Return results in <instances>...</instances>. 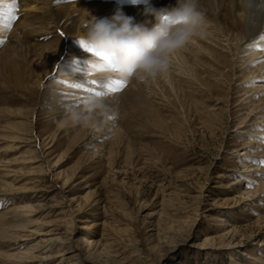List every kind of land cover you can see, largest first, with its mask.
<instances>
[{
	"label": "rangeland",
	"instance_id": "1",
	"mask_svg": "<svg viewBox=\"0 0 264 264\" xmlns=\"http://www.w3.org/2000/svg\"><path fill=\"white\" fill-rule=\"evenodd\" d=\"M59 1H53L49 10L42 13L49 17L46 20H40L35 10H27L25 14L33 24L25 33H17L37 49L22 57L14 56L13 64L32 77L27 88L22 80L8 76L9 66L0 64V114L4 112L0 116V159H41L39 164L17 163L8 172L0 168V180L11 184L8 195L0 197V232L9 225L6 222L12 219L13 209L20 208L25 215L24 225L16 232L19 248L10 250L0 241V252L31 249L40 243L43 229L51 227L50 221L60 219L59 223L65 222L63 230L70 232L77 240L75 246L82 249L75 248L82 264H94L92 260L97 259L95 263L109 264L106 256L115 254L116 247L121 248L113 257L115 264H264V165L253 162L260 159L246 165L236 154L244 148L256 152L264 149L259 147L264 143L261 138L240 132L246 126H239L247 125L242 122L245 114L255 104L264 102V93L255 94L258 101L243 105L239 111V105H232L241 97L243 88L254 86L236 85L245 73L237 72L239 76L231 81L222 76L220 85L214 81V73L207 76L202 70L199 79L191 78L187 71L178 69L177 56L171 53L169 74L175 81L174 89L170 90L164 75L145 84L136 79L143 86L136 87L134 100L121 109L125 116L120 133L115 136L105 132L88 145L84 123L65 132L57 125L67 117L49 125L43 114L34 111L47 88V80L57 76L54 67L36 87L37 76L53 58L39 47L52 41L62 42V56L67 43L83 50L76 39L82 36L77 30L85 29V21L69 22L61 17L56 20L62 13ZM38 5L43 6L41 2ZM204 13L205 18L215 19L234 34L240 30L225 3L216 9L215 16ZM16 16L13 22L20 19ZM62 25L72 31L73 42H68ZM213 26L210 28L215 29ZM217 30V37L221 38L223 33ZM6 40L0 39L1 48L6 47ZM180 52L187 65L196 68L195 55L184 48ZM230 59L226 54L220 63L224 75L229 73L223 68L229 69ZM227 80L233 90L226 99ZM18 120L23 123L19 136L31 140L20 149L14 148L18 144L14 145L10 141L14 138L7 136L8 122ZM107 122L108 119L103 121ZM244 165L258 170L243 173ZM17 169L42 174L37 188L44 184L52 190L42 194L34 191L36 183L17 174ZM236 177L243 182L232 185ZM63 185L68 191H62ZM71 198L81 200V207L75 206ZM62 206L64 217L58 214V207ZM81 236L87 242L98 243L93 246L101 252L99 258L94 259L85 250L87 242L80 240ZM0 264L12 262L3 260Z\"/></svg>",
	"mask_w": 264,
	"mask_h": 264
},
{
	"label": "bare ground",
	"instance_id": "2",
	"mask_svg": "<svg viewBox=\"0 0 264 264\" xmlns=\"http://www.w3.org/2000/svg\"><path fill=\"white\" fill-rule=\"evenodd\" d=\"M36 1L37 0H16L15 15L18 14L20 16V19L15 22H12L10 28H0V37H4L5 40L6 37L9 38L8 40H6V47H0V64L9 66L10 73H8V76L11 77L12 80H22L24 87L26 88L28 83L31 82L32 77L28 78L25 72L18 68V64H13L15 60L14 56L17 55L18 57H22L31 53V51H35L37 49L34 45L24 40V37L22 38L21 36H18L17 33H25L27 31V28L33 24V20H30L27 16L28 14H25L28 12L27 10H35L37 12L36 16H38L39 19H49V17H44L46 15L42 13L48 11L51 6V3L55 0H39L37 3ZM40 2L41 4H43V6L38 5L40 4ZM59 2H62L60 3L62 13L60 16L55 17L56 20L57 18L59 19V17H61L64 18L66 21L76 23H84L83 21H86V19L89 18L88 13L91 16H95L97 18L111 17L115 13L117 8L121 9L125 15L133 17L135 23H144L146 20H152L151 16L145 14L144 9L147 5L150 4L153 7L160 8L170 4H175V0H137V3L135 4H133L131 0H114L105 2L100 0H60ZM9 3H11V0H3V6L5 8ZM224 3L228 5L229 12L232 11L233 13V15L231 14V18L234 24L238 23L240 25V30L238 31V33L234 34L228 28L222 27V25H220L218 21L213 18H206L207 27L205 29V36L202 38L194 37L184 47L172 52V55L173 57L177 56V63L180 66V68L178 69L181 72L187 71L188 75H191V78L196 79H199L201 76L199 72L200 70L207 74V76H212V73H214L213 79L217 83V85L221 84L222 81L220 77L222 76H226L225 78L229 77L228 79H230L231 81V79L237 78V76H239L236 74L237 72L241 74L245 73V75L241 77V81L237 82L236 85L245 87V85L253 84L254 86L248 89L246 87L243 88L242 94L239 95L242 98L240 97L241 99L239 98L237 102L235 100L230 102L231 105L235 101V104L232 106L239 105V108L237 107V109L241 111L243 109V105H252L253 102L258 101V98H256L257 96L255 94L264 93V51L251 50L248 47L250 44L257 41L262 34H264V0H200V9L203 12L206 11L212 13L215 16L216 9H219ZM36 16L34 15V17ZM212 24L215 26H213L215 29L210 28ZM217 29L222 31L223 38L217 37ZM62 30L67 35L68 42H73V37H71L72 31L70 30V28H66L65 25H62ZM84 30H77V33L83 35L82 33H84ZM49 43L43 46L41 45V47H39L42 53L45 52L49 55L50 58H53L50 63L45 67V69L40 73V75L37 76V80L36 77L34 78L37 83L36 87L38 86L39 88L42 78L46 74L50 75L54 67L57 70V76L53 80H47V88L43 92V97L40 99L39 103L36 104L34 111L37 115L43 114L44 119L50 125L53 121H58L59 118L67 117V109L80 108L83 105V103H75L74 99L72 98H66V93H73L75 97H80L83 99L89 96L87 92H84L83 90L69 88L64 83H61V81H101L106 80L108 78L120 77H117V74L107 71H94L91 73V75H88L89 69L87 67V63L89 61H94V57L90 56V54L84 50L75 49L76 47L73 48L72 44L70 45V43H67V46L65 47L66 54L62 56L61 54L64 50V44L62 42L57 41H52L50 44ZM211 44L214 45L215 48L211 47ZM183 48L184 50L188 49L190 53L195 55L194 57L196 62L194 63V65L196 66V68L188 66L187 61H185L184 58L181 56L180 51L183 50ZM226 54L230 55L231 59L230 63L228 64L229 69L223 68L229 73L227 75H224V70H220L219 67H221L220 63L224 61ZM74 60H76L78 64H73ZM164 77L166 79L165 82L167 83L170 90L174 89L175 81L172 75L169 74V71L167 74L164 75ZM136 79L137 78L135 76L131 77L127 80L129 86L126 83L125 88H123L121 91L116 93H110L106 97H103L104 103L107 106V111L103 114H93V122L96 124V127H93L92 124H84L86 130L85 133L88 138V140L85 142L86 144L89 145L91 143H94L96 139L101 136H104L105 132H108V134L115 133V136L120 133L123 128L122 119L125 116V113L122 114L123 111L121 109L126 104H128V102L130 103V100H134V97L137 94H135L133 91L137 89L136 87L143 86L136 82ZM148 81H151V79L145 81L144 84ZM230 81L228 82L227 80L228 94H226L225 96L226 99L229 98V92L233 90V87L230 85ZM88 87L93 86L88 85ZM211 89H213V87H211ZM213 95H215V97L219 99L216 93H213ZM10 109L12 108H9V110ZM3 113H1L0 116H2ZM109 117L114 118L109 119ZM66 119L59 121L57 125L59 129H62L65 132L73 129L77 125L68 124L65 127H61L60 124ZM107 119V124L103 123V121H106ZM242 122H244L245 124L247 123V125H239L246 126L240 132L251 133L256 138L264 137V102L260 104V106L258 104H255L253 108L245 114L244 120ZM21 124L23 123L18 120L8 122L7 125V136L14 138L10 141L13 142L14 145H16L17 143L18 145L14 148L19 149L31 142L29 137L19 136L21 134ZM0 139L3 140V137L1 138L0 136ZM261 141L263 142L264 139H261ZM242 146L246 147L248 145L243 143ZM262 146H264V143L259 144V147ZM236 154L237 156L241 157L240 161L243 160L244 162L245 160L246 165L249 161L261 158L264 159V149L256 152L252 150H246L244 148L238 151ZM2 159H0V168H2L1 170H4L5 172L10 171L12 165H16L17 163L32 165L39 164L38 162L41 161V159H37L36 156H32L31 158L27 156L26 158H9L4 160ZM251 166L252 165H244V169L242 170V172L249 173L258 170V168H253ZM17 170V174L26 177L25 179H27L29 182L34 183V185L36 183V188L34 191L41 192L42 194V192L45 193L52 190V188L44 184H42L41 187L37 188V186H39V183L42 181V174H38V172H35L33 170ZM242 182L243 181L240 179V177H236L231 182V184L237 185L241 184ZM9 188H11V184L9 182H6L5 180H0V197H5V195L8 193ZM66 188V185L61 186V189L64 192L68 191ZM72 199L73 198H71V200ZM71 200L69 201L72 202ZM261 200L262 198L260 197L259 201ZM73 201L74 202L72 203L76 202L75 206L81 207V200L73 199ZM58 209V214L60 215V217H64V206L58 207ZM22 211L24 210L20 208L13 209L12 219L10 220V222H6L9 223V225L0 232V241L5 243V245H7L10 250H15L21 245V243H19V238L16 239V237L18 236L16 232L20 231L21 227L24 225L22 222V217L24 213ZM59 220L60 219L50 221L49 224L51 227L49 229H43L40 236V243H35V245L31 249L18 250L14 251L13 253L0 252V261L11 260L12 264H56L64 260H71L72 262H70L69 264H82L79 260L80 257L78 256V254L75 253L76 249L79 251H82V249L78 246H75L74 243H77V240H74L71 236V233L65 231L66 229L63 230L65 222L59 223ZM54 225L55 228H52ZM79 238L80 240H85V238L82 236ZM96 244L98 243H92V241H88L85 249L91 255L94 256V259L99 258V256H101V252L97 251L95 246H93ZM89 246H91L90 249ZM120 248L121 247L113 248V253L115 254L108 253L105 261L109 264H115V259H113V257L115 258L118 253H120ZM85 250L83 248V251ZM34 251H36V254H33ZM97 260L92 261H94V264H102L95 263V261Z\"/></svg>",
	"mask_w": 264,
	"mask_h": 264
},
{
	"label": "clouds",
	"instance_id": "3",
	"mask_svg": "<svg viewBox=\"0 0 264 264\" xmlns=\"http://www.w3.org/2000/svg\"><path fill=\"white\" fill-rule=\"evenodd\" d=\"M131 2L135 4L137 0ZM144 11L152 20L135 23L119 8L111 17L97 18L88 13L84 33L76 42L83 39L96 51L108 55L121 79L135 76L140 81L155 80L168 73L172 52L194 37L205 36L207 21L200 0H175V4L160 8L149 4ZM106 111L102 97L87 96L82 107L67 109V119L60 126L84 123L96 127L93 114Z\"/></svg>",
	"mask_w": 264,
	"mask_h": 264
},
{
	"label": "snow or ice",
	"instance_id": "4",
	"mask_svg": "<svg viewBox=\"0 0 264 264\" xmlns=\"http://www.w3.org/2000/svg\"><path fill=\"white\" fill-rule=\"evenodd\" d=\"M16 12V0H11V3L7 5L5 8L3 6V0H0V28H10L12 22L17 18L15 15ZM79 46L90 54V56L94 57V61H89L87 63V67L89 69L88 75H91L94 71H108L114 74H117L118 69L117 67L111 62V58L106 55L105 53L96 51L91 45H89L83 39L78 40ZM249 49L251 50H260L264 51V34H262L257 41L250 44ZM73 64H78L76 60L73 61ZM131 69L129 72L131 73ZM118 77V75H117ZM67 87L72 89L83 90L87 92L89 96H96V97H106L110 93H116L121 91L126 83L127 80L121 78H108L106 80H88L86 82H71V81H61ZM88 85H92L93 87H88ZM66 98L74 99L75 103H83L84 99L80 97H75L73 93H66ZM114 117H109L112 119ZM264 139V137H261ZM254 163H258L264 165V159L253 161ZM251 187V184H249Z\"/></svg>",
	"mask_w": 264,
	"mask_h": 264
}]
</instances>
